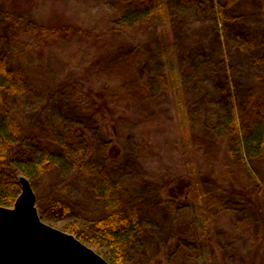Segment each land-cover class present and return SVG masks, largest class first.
<instances>
[{"label":"rangeland","instance_id":"374dc122","mask_svg":"<svg viewBox=\"0 0 264 264\" xmlns=\"http://www.w3.org/2000/svg\"><path fill=\"white\" fill-rule=\"evenodd\" d=\"M170 1L176 4L178 0ZM121 3V0H38L34 12L39 21L53 26L72 21L83 26L86 36L47 45H37L27 37L19 41L16 59H26L33 68L38 65L40 74L35 79V71L25 66L30 69L31 84L23 96L12 97L9 101L21 121L47 124L51 138L53 133L49 127L54 124H62L65 132L71 126L85 129V152L111 171L113 179L109 190L114 196L107 200L99 192L97 186L100 184L91 181L93 174L89 166L83 167L86 178L73 180L82 158H77L76 166L69 163L70 169H61L65 165H51L32 171V176L18 172V177L30 180L38 210L46 211L47 217H41L46 223L69 233L77 229L89 232L90 238L81 240L102 256L106 248L102 242L95 245L98 233L93 229V220L110 213L109 208L124 206L132 200L135 202L132 206L139 207L141 230L136 233L137 237H129L126 241V264H264V195L259 196L256 190V185L264 187V152L253 164L244 166L238 162L239 158L221 148L201 147L190 162L183 150L182 137L185 131L191 134L192 126L193 133L200 136H216L208 124L211 121L208 127L204 125L206 122L200 121L204 109L212 105L205 104L202 83L195 78L197 80V69L206 70L208 63L204 56L216 52L212 41L217 21L202 9L190 12V22L178 20L181 23L176 34L180 37L171 44L172 38L163 34V24L156 18L129 28L121 27L117 21L121 19ZM245 5L237 11L244 13L241 15L246 28L264 36L261 10L254 8L252 3ZM5 8L6 5L0 3V28L5 21ZM6 38L8 34L0 30V43ZM131 44L140 52L150 51V56L157 59L159 70L172 66L173 70L185 71L183 77H179V89L159 88L152 93L149 108L134 102L135 99L130 100L126 94L125 98L120 95L122 87L133 78L128 68L104 58L112 49L100 52L101 46L129 47ZM226 50L232 83L242 91L255 85L264 89V69L260 63L250 53H241L228 46ZM195 53L198 61L193 56ZM193 69H196L195 74ZM150 71L147 67L145 73ZM191 75L193 83L186 88V76L190 78ZM58 78L70 81L60 92L65 97L61 101L65 107L57 109V114H53L52 109L44 112L45 105L49 104L42 97L46 93L43 87ZM89 89L94 93L102 91L103 99L106 92L105 100L113 108L117 100L132 103L127 111L125 106L121 110V114L126 113V119L121 122L125 124L117 121L120 117L117 107L112 124L101 123L95 106L84 93ZM177 100L184 103V110H193L195 119L189 122L191 127L181 126L175 107ZM42 125L38 131L45 133ZM225 138L229 142V138ZM212 169L224 178H235V183L245 193L237 196L230 187L220 196L185 198L183 185L188 181L182 179L197 177L199 171L210 173ZM190 173L193 175L189 176ZM53 196L64 198L70 210H53L50 204ZM131 231L133 227L129 233Z\"/></svg>","mask_w":264,"mask_h":264},{"label":"trees","instance_id":"16d2710c","mask_svg":"<svg viewBox=\"0 0 264 264\" xmlns=\"http://www.w3.org/2000/svg\"><path fill=\"white\" fill-rule=\"evenodd\" d=\"M37 2L38 0H0V3L6 5L3 10L5 21L0 30L8 34L6 41L0 43V204L11 206L20 193L18 172L25 176H32V171L51 167V165L60 167L65 165L61 169H70L69 163L76 166L77 158H82V161L75 173L76 176L72 177L73 180L75 181V178L77 181L81 180L83 176L86 178V174H83V167L89 166L88 169L93 174L91 181L93 184H100L97 186L100 189L99 192L110 200L109 197L114 196L109 190L112 188L113 176L106 165L90 159L85 152L87 146L85 129L71 126L68 128L69 131L65 132L62 124H54L49 127L53 133L51 138L47 124L41 121H21L13 107L10 106L11 98L23 96L27 91L26 87L31 84L30 69L35 71V79L40 74L38 65L33 68L26 59L17 60L16 45L19 41L27 37L37 45H47L61 41L72 42L75 36H86L83 26L72 21L65 22L61 26L39 21L40 18L34 12ZM121 2L119 8L121 19H117L121 27L129 28L151 17L156 18L163 24V34L172 38L171 44L180 37L176 34V28L181 23L178 20H183L184 23L190 22L192 19L190 12H201L202 9L215 18L217 23L214 27L212 47L216 48V52L210 53L213 58L210 54L204 56L205 62L208 63L205 72L195 69L196 72L193 69V74L196 72L198 77L195 81L202 83V96L205 104L208 102L212 105L204 109V116L200 121L206 122L204 124L206 127L208 124L211 125L216 136L206 134L200 136L198 133H193L194 127L192 126L191 134L185 131L182 137L183 150L188 162L191 161L194 152L206 146L224 149L225 153L239 158L238 162L241 161L244 166L245 164L250 165L249 163L253 164L254 160L261 157L264 152V89L255 85L247 91L244 89L242 91L241 87L232 83L226 46L241 53H250L264 69V36L259 32L248 30L242 19L241 13L243 12L237 11L238 7L252 3L253 7L259 8L264 15V0H178L176 4H172L170 0H121ZM10 43L12 45L9 47ZM108 49L112 50L107 52L104 58L128 68L133 78L122 87L120 95L123 98L126 94L130 100L135 99L134 102L138 101L149 108L152 93L157 92V89H179V77H183L185 71L179 68L173 70L172 66L159 70L157 59L150 56L148 53L150 51L140 52L137 46L131 44L129 47L105 48L101 46L100 52ZM193 56L195 61H198L197 53ZM113 65L115 66L114 63ZM147 67L151 68V71L145 73ZM193 80V75L190 78L186 76V88L192 85ZM69 83V80L58 78L53 84L47 82L46 86L44 85L46 93L42 97L49 104L45 105L44 112L46 109H52L54 114L57 109L62 110L65 107V103L61 102L65 97L61 96L63 93L60 92ZM84 93L90 99L91 105L95 106L97 118L101 123L112 124L115 107L120 113L117 121L123 122L126 119V113L121 114V110H124L123 106L127 111L132 105L124 100H117L118 103L113 108L108 105L111 103L105 100L106 92H104V99L102 91L94 93L89 89ZM179 103L180 100H177L175 106L177 115L182 121L181 126L187 128L190 126L189 122L192 123L195 119L194 112L189 109L184 110V103ZM183 117H185L184 120H182ZM209 121L211 123H208ZM122 124L125 122L120 125ZM40 125L45 128V133L38 131ZM225 137L229 138V142H226ZM44 145H46L45 148ZM211 171L210 173L199 171L197 177L183 178L182 181H188L183 185L186 190L184 197L197 199L213 194L220 196L230 187L234 188L231 192L237 196L245 193L242 192L241 186L235 183L237 181L235 178H224L217 173L216 169ZM192 175L190 173L189 176ZM249 175L255 178L253 173ZM256 190L259 196L264 195L262 185H256ZM50 200L53 210H60V208L67 212L70 210L64 198L53 196ZM132 204L135 202L129 200L124 206L109 208L110 213L93 220V229L98 233L95 245L102 242V246L106 248L104 256L112 264H126V241L129 237H137L136 233L141 230V223L138 221L139 207L132 206ZM39 213L43 219L47 217L46 211L41 208ZM131 227L134 231L129 233ZM72 233L82 240L90 238L89 232L79 229L73 230Z\"/></svg>","mask_w":264,"mask_h":264},{"label":"water","instance_id":"95a60500","mask_svg":"<svg viewBox=\"0 0 264 264\" xmlns=\"http://www.w3.org/2000/svg\"><path fill=\"white\" fill-rule=\"evenodd\" d=\"M13 205L0 204V264H111L72 233L46 223L30 180L19 176Z\"/></svg>","mask_w":264,"mask_h":264}]
</instances>
